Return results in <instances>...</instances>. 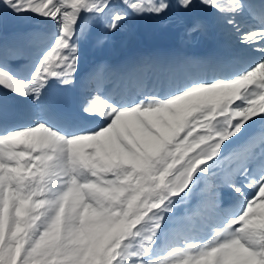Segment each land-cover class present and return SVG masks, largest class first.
<instances>
[{
  "label": "snow or ice",
  "instance_id": "6c2138e0",
  "mask_svg": "<svg viewBox=\"0 0 264 264\" xmlns=\"http://www.w3.org/2000/svg\"><path fill=\"white\" fill-rule=\"evenodd\" d=\"M0 264H264V0H0Z\"/></svg>",
  "mask_w": 264,
  "mask_h": 264
},
{
  "label": "bare ground",
  "instance_id": "6f19581e",
  "mask_svg": "<svg viewBox=\"0 0 264 264\" xmlns=\"http://www.w3.org/2000/svg\"><path fill=\"white\" fill-rule=\"evenodd\" d=\"M134 32V38L130 39L127 36L122 37L115 45L110 46L103 52H100L96 49L94 41L92 40H89L88 43L82 42L81 52H89L96 58L104 60L106 58L114 57L116 53L121 52L128 47H131L135 44H140L143 39H146V45H150L151 43L168 40V38H177L174 30L148 21L139 23L136 26ZM199 45L200 44H197L186 50L197 49Z\"/></svg>",
  "mask_w": 264,
  "mask_h": 264
}]
</instances>
